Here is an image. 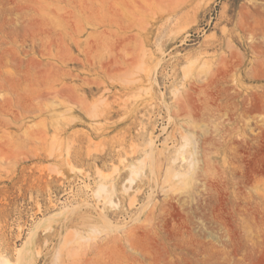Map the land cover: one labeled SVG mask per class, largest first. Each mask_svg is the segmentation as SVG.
<instances>
[{"label":"rangeland","instance_id":"rangeland-1","mask_svg":"<svg viewBox=\"0 0 264 264\" xmlns=\"http://www.w3.org/2000/svg\"><path fill=\"white\" fill-rule=\"evenodd\" d=\"M0 264H264V0H0Z\"/></svg>","mask_w":264,"mask_h":264}]
</instances>
